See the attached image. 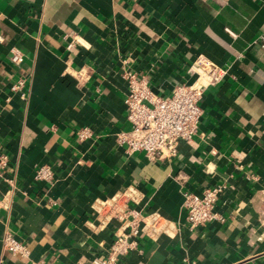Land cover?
<instances>
[{
    "label": "crops",
    "instance_id": "obj_1",
    "mask_svg": "<svg viewBox=\"0 0 264 264\" xmlns=\"http://www.w3.org/2000/svg\"><path fill=\"white\" fill-rule=\"evenodd\" d=\"M264 0H0V264H81L118 229L91 203L131 186L129 205L170 220L116 264H264ZM21 60H10V48ZM203 56L223 71L174 155L148 159L127 130L125 71L167 96ZM23 80L19 91L11 84ZM22 92V94H20ZM90 134L77 136L80 127ZM47 164L50 181L35 180ZM11 180V181H8ZM222 184L219 215L190 228L182 191Z\"/></svg>",
    "mask_w": 264,
    "mask_h": 264
},
{
    "label": "built area",
    "instance_id": "obj_2",
    "mask_svg": "<svg viewBox=\"0 0 264 264\" xmlns=\"http://www.w3.org/2000/svg\"><path fill=\"white\" fill-rule=\"evenodd\" d=\"M259 41L264 44V34L259 35ZM21 57L22 54L17 48H10L11 61L17 63ZM193 68L196 72L194 79L187 84H176L167 96L153 93L143 76L131 71L123 73L127 85L123 102L129 128L119 130L116 137L124 144L126 151L141 150L148 159L163 158L175 154L178 139H190L196 130L200 115L198 100L202 89L219 80L223 73L217 64L203 56L194 60ZM22 84L23 80L18 78L10 87L19 91ZM89 134L90 129L87 126L77 130L79 139ZM5 164L6 155L0 152V172ZM33 178L50 181V166L44 163L37 165ZM222 187V184H213L204 187L199 193L182 191V206L190 228L219 217L213 210V205ZM135 199L134 189L126 186L105 198H95L92 201L94 211L101 217L100 223L114 217L119 221V225L107 248V254L94 256L81 264H116L119 255L135 246L137 236L154 238L170 225V220L157 211L142 214L137 208L130 206L128 202ZM0 240L2 247L8 252L27 255V247L7 230L1 234Z\"/></svg>",
    "mask_w": 264,
    "mask_h": 264
}]
</instances>
